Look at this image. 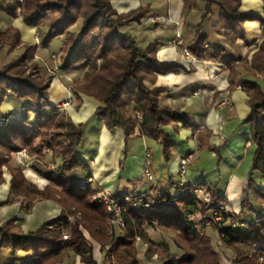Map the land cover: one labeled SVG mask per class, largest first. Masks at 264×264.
<instances>
[{
    "label": "trees",
    "instance_id": "trees-1",
    "mask_svg": "<svg viewBox=\"0 0 264 264\" xmlns=\"http://www.w3.org/2000/svg\"><path fill=\"white\" fill-rule=\"evenodd\" d=\"M201 1L205 3L203 18L212 15L215 8L220 11L222 29L232 42L240 37L243 24L255 19L240 10L242 0ZM197 3L198 0H184V12L191 11ZM0 11L14 18L19 14L28 26L36 27L41 46L48 47L57 38L64 37L62 68L85 70L83 78L71 86L79 96L78 103H81L80 94L96 98L103 104L96 114L104 118L109 129L121 125L126 140L139 131L141 136L161 143L164 154L171 157L172 144L162 127L190 122L179 110L162 106L160 96L165 88H151L149 83L156 81L158 73H167L177 66L159 61L158 44L143 48L131 33L121 32L124 26L146 17L149 8L121 14L111 0H0ZM80 19H83L78 34L81 43L70 52L76 36L70 29ZM207 41L199 32L187 48L197 58L219 60L222 52L210 51ZM0 44L25 47L15 59L0 67V110L8 96L15 97L21 105L15 116L9 114L0 119L3 122L0 125V184L5 182L6 165L12 175L10 200L22 198L28 200V206L35 201L54 200L63 207L60 216L45 222L35 232L20 234L13 222L0 224V247L34 251V259L29 264H58L70 251L79 253L84 264H99L94 245L80 222L69 221V216L76 220L81 216L88 224L91 237L102 250H108V257L115 264H221L213 236L205 233L208 226L214 228L221 243L235 252V264H264V193L257 188L255 177L256 174L264 177V91L259 83L245 82L251 112L243 123L251 125V139L256 149L241 207L235 208L248 227L232 226L231 214L221 209L229 201L218 184L202 181L180 186L176 182L177 195L167 191L158 195L159 200H166L162 205L129 209L126 229L114 228L110 233V213L105 206L92 202L99 187L79 186L80 180L91 177L85 176L88 165L77 156L83 125H78L67 112L60 113L50 102L54 76L41 75V65L35 60L38 47L26 43L14 26L0 31ZM29 61L34 62L29 65ZM253 65L264 66V42L253 56ZM46 148L52 150L51 165H55V169L48 168V178L53 184L40 189L27 179L21 165L11 166L10 162L14 153L23 150L35 155L36 160L45 159ZM213 150L220 153L217 148ZM196 188L210 192V203L195 193ZM217 211L223 215L219 223L213 218ZM210 220L213 224L207 225ZM146 225L160 229L156 239L149 235ZM67 230L72 235L64 241L63 233ZM165 235L173 242H162L161 237ZM139 238L148 244L143 254L137 244Z\"/></svg>",
    "mask_w": 264,
    "mask_h": 264
},
{
    "label": "crops",
    "instance_id": "crops-1",
    "mask_svg": "<svg viewBox=\"0 0 264 264\" xmlns=\"http://www.w3.org/2000/svg\"><path fill=\"white\" fill-rule=\"evenodd\" d=\"M111 2L114 9L121 14L142 7L149 8L146 17L140 22L135 21L124 26L121 32L131 33L143 48L153 43L158 44L159 61L177 66L167 73H158L156 81L149 85L151 88L164 87L160 104L179 110L190 122L189 125L174 122L162 127L169 135L172 144L171 157L167 158L160 143L159 163L157 168L153 169L152 166V169L155 179L159 174L162 179L155 183L154 179L150 185L158 194L172 191L177 182L176 178L179 177L177 172L180 158L192 154L186 176L188 183L197 184L206 181L210 184H218L228 201L235 208L240 209L256 149L251 139V125L243 123L251 112L250 96L245 82H257L264 91V66L253 65V56L264 42V0H242L240 10L244 14L254 16L255 19L247 20L243 24L240 37L235 42L226 37L222 29L220 11L217 8L208 18L202 17L205 3L201 0H198L197 6L188 12H184V0H111ZM0 13L11 18L9 26L19 29L26 43H32L37 32L36 27L28 26L19 14L14 18L3 11ZM153 15L159 16L165 22L153 24L150 19ZM79 24L82 26V20L70 29L76 33L74 44L69 48L70 52L81 43L78 37L80 30L76 31L74 28ZM6 28L5 26L0 29ZM144 32L142 38L139 34L142 35ZM178 32L181 33L185 46L201 32L208 40L206 47L210 51L222 52L220 59H200L192 53L191 57L184 56L181 46L173 43ZM63 38H57L48 47L38 46V53L41 56L54 63L56 69L60 67L50 87V102L58 107V110L64 111L63 103L70 101L65 112L78 125H83V138L77 148V156L88 165L84 174L94 179L93 185H100L114 194L134 191L140 186L145 151L147 148L150 150L149 142L156 140L141 136L139 131L126 140L121 125L109 129L104 118L96 114L97 109L103 104L94 97L81 94V103L79 104L77 99L73 105L72 83L83 78L85 70L62 68ZM68 54H65L64 58H67ZM57 56H60V59H57ZM239 86L245 89H239ZM197 90H201L202 93L196 95ZM226 99L231 100L232 109L224 105L220 106ZM20 110L21 105L16 98L8 96L1 106L0 119L9 114L15 116ZM136 138L142 140L144 150L130 156ZM213 148L219 149L220 153L217 154ZM44 168L37 166L25 170L27 178L41 189L53 184L48 178V168ZM11 176L10 172H6L5 182L0 184L1 225L13 222L20 234H27L37 231L45 222L61 215L63 207L54 200L35 201L31 206H28V200L22 198L10 200ZM255 177L258 182L261 181V183L257 182V188L264 193V177L259 174ZM148 185L149 183L145 184ZM70 218L73 216H69V220ZM154 232L156 235L151 234V237L156 239L158 232L156 230ZM87 237L94 245L95 257L99 264H115L108 257L107 249L102 250L90 233ZM162 237V242L167 244L173 242L166 235ZM137 244L143 254L147 249L144 241L139 239ZM34 256V251H14L10 246L0 247V264H29ZM58 264H84V262L79 253L70 251Z\"/></svg>",
    "mask_w": 264,
    "mask_h": 264
},
{
    "label": "built area",
    "instance_id": "built-area-1",
    "mask_svg": "<svg viewBox=\"0 0 264 264\" xmlns=\"http://www.w3.org/2000/svg\"><path fill=\"white\" fill-rule=\"evenodd\" d=\"M159 17L151 18L152 22L155 24L156 21H158ZM174 44H177L181 46V52L186 57H191L192 54L190 50L185 46L184 40L182 38V35L180 32L176 34L175 39L173 40ZM239 89H245L243 86H239ZM202 92L201 90H197L195 93L196 95H200ZM69 102L63 103L62 109L67 107ZM227 106L229 109L233 108V104L230 99L224 100L220 106ZM3 122L0 120V125ZM50 151V149H48ZM193 155H185L180 158L179 167H178V176H179V184L180 186H184L186 184H189L186 180V176L189 169V164L192 159ZM152 153L147 148L145 151V164L143 168L142 178L140 179V186L131 192H125V193H118L114 194L111 191L107 190L106 188L98 185V191L93 195L92 202L96 204H100L106 207L107 211L110 213V230L109 232H113L114 228H119L121 230L126 229L127 227V220H126V214L128 213L129 209H140V208H148L152 206H159L162 205L164 200H159V194H155L153 191V186L150 185V182H152L155 179V174L152 169ZM26 167H29L32 165L31 161H25L24 162ZM55 169V168H54ZM95 181L92 177H86L83 180L79 181V186L81 188H87L91 184H94ZM148 184V186H142V184ZM172 195H177L178 190H176V187L173 186ZM195 193L199 194L204 198V200L207 203H210V192H208L205 189L202 188H196ZM175 202V200L173 201ZM222 210H225L229 214H231V224L235 228H247L248 222L245 219H240L238 215L235 212V207L229 202L228 204H223L221 206ZM214 222L219 223L223 221V215L221 212L217 211L213 215ZM74 218H70V221L74 222ZM207 225L213 224V221L210 220L206 222ZM71 231H65L63 233L64 241H68L71 238ZM140 239V238H139Z\"/></svg>",
    "mask_w": 264,
    "mask_h": 264
},
{
    "label": "rangeland",
    "instance_id": "rangeland-1",
    "mask_svg": "<svg viewBox=\"0 0 264 264\" xmlns=\"http://www.w3.org/2000/svg\"><path fill=\"white\" fill-rule=\"evenodd\" d=\"M153 18H156V17H159V16H155V15H153L152 16ZM160 18V17H159ZM150 19H151V17H150ZM80 20H82V26H83V19H80ZM12 20H11V18L10 17H7V16H5V15H3V13H0V28H4L5 26L6 27H9V25H10V22H11ZM152 21V20H151ZM165 22V21H163V20H161V19H159L158 21H156V23L157 22ZM153 23V22H152ZM155 23V24H156ZM154 24V23H153ZM82 26L79 24L78 26H75L74 28H75V30L77 31V30H80V32H81V30H82ZM148 26H151V25H148ZM1 30H3V29H0V31ZM79 32V33H80ZM142 38L144 37L143 35H145V32L144 33H142V35L141 34H139ZM24 40V39H23ZM32 43H28V44H34V45H36L37 47L38 46H41V39L39 38V36H38V33L36 32L35 33V35H34V39L31 41ZM74 44V43H73ZM25 47L24 46H19V48H14V46H12L11 44H0V67H2V66H4L3 64H7L8 62H10V61H12L11 59L12 58H16L18 55H19V53L24 49ZM57 59H60V56L58 57L57 56ZM62 59H63V57H62ZM35 60L41 65V75L44 77V78H48L49 76H51V75H53L54 76V79L57 77V72H58V69L60 68V67H58L57 69L55 68V65H54V63H52L51 61H49L48 59H46V58H44L43 56H41L39 53H37V55H36V57H35ZM35 61V62H36ZM60 61V60H59ZM34 61H29L28 63H29V65H31V63H33ZM100 63V60H98V64ZM5 64V65H6ZM76 81V80H75ZM71 89H72V91H73V93H72V99H73V105H75V102H76V100L78 99V95L76 94V92L73 90V88L71 87ZM80 97H81V94H80ZM71 102L69 101V104H70ZM68 104V105H69ZM67 105V106H68ZM66 108V107H65ZM65 108L64 109H62V110H64L65 111ZM59 112L60 113H62L63 111H61L60 109H59ZM157 142V141H156ZM155 141L154 142H149V148H150V150H151V152H152V159H151V162H152V166H153V169L154 168H157V166H158V163H159V161H158V159H159V156H160V149H161V147H160V143H156ZM132 144V143H131ZM142 144H143V142H142V140H140V139H138V138H136V139H134V141H133V145H132V147L134 148L133 149V151L131 150V154H130V156L131 155H135V154H139L140 152H142L143 150H144V148L142 147ZM146 144V143H145ZM147 146V145H146ZM147 146V147H148ZM48 149L49 148H46L45 149V151L47 152V156H46V158L44 159H38V160H36L37 158H36V156L35 155H30L26 150H23V151H20V152H17V153H14L13 155H12V157H13V159L11 160V162H10V165L11 166H19V165H21L22 167H23V170H24V173H25V170L26 169H29V168H33V167H35V165H37L38 167L40 166L42 169H45L44 167H47V168H49L50 166H51V168L52 169H54L55 168V165H51V164H53L52 163V150L50 149V151H48ZM130 149H131V147H130ZM129 156V157H130ZM144 156H145V154H144ZM31 161L32 162V165L31 166H29V167H26L25 166V164H24V162L25 161ZM51 163H50V162ZM50 164V165H49ZM4 171H5V173H4V176H5V174H6V172H10V170H9V168H8V166H4ZM11 173V172H10ZM160 172H158V174H159ZM26 175V174H25ZM27 177V176H26ZM28 179V178H27ZM162 179V177H161V174H159L158 175V177L155 179V181H153L154 183L155 182H157V180H161ZM177 179V182H178V180H179V177H177L176 178ZM29 180V179H28ZM30 181V180H29ZM141 180H139V182H140ZM264 181V180H263ZM32 182V181H31ZM258 182V181H257ZM258 183H261V181L259 180V182ZM36 185V184H35ZM48 185H50V184H48ZM52 185V184H51ZM37 186V185H36ZM142 186H145L144 184H142ZM38 187V186H37ZM39 188V187H38ZM263 188H264V182H263ZM41 189V188H40ZM153 191H154V193L155 194H158L157 193V191L155 190V188L153 189ZM93 197V196H92ZM198 216H200V215H198ZM73 218L75 219L74 220V222H77V221H79L80 222V226L84 229V232H85V234L87 235V234H89V231H88V228H87V226H88V224H87V222H86V220H84L83 218H81V216L78 218V220H76V217H74L73 216ZM70 221V220H69ZM70 222H72V221H70ZM74 222H72V223H74ZM208 222V221H207ZM119 229V228H118ZM146 229H147V231H149L150 233H149V235L151 236V234L153 235V234H155V232H154V230H156V231H159L160 229H154V228H152L150 225H146ZM110 230V229H109ZM120 231H123V230H121V229H119ZM152 232V233H151ZM111 233V232H110ZM201 233L203 234L204 233V230H201ZM205 233L208 235V236H213V240H214V248L219 252V257H220V262H221V264H235V262H234V258H235V252L231 249V248H229V247H227V246H225L223 243H221V241H220V239H219V237H218V235L216 234V232H215V230H214V228H212L211 226H208V229L205 231ZM156 235V234H155ZM169 237V236H168ZM172 241H173V239L172 238H170ZM141 240V239H140ZM138 241H139V239H138ZM145 243V242H144ZM145 248H148V244L147 243H145ZM184 251V250H183ZM155 258H158L157 257V255H155L154 256ZM109 259V258H108ZM112 261V260H111Z\"/></svg>",
    "mask_w": 264,
    "mask_h": 264
},
{
    "label": "bare ground",
    "instance_id": "bare-ground-1",
    "mask_svg": "<svg viewBox=\"0 0 264 264\" xmlns=\"http://www.w3.org/2000/svg\"><path fill=\"white\" fill-rule=\"evenodd\" d=\"M84 113H86V112H84Z\"/></svg>",
    "mask_w": 264,
    "mask_h": 264
}]
</instances>
